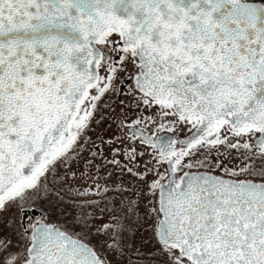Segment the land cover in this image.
I'll use <instances>...</instances> for the list:
<instances>
[{
	"label": "snow or ice",
	"instance_id": "snow-or-ice-1",
	"mask_svg": "<svg viewBox=\"0 0 264 264\" xmlns=\"http://www.w3.org/2000/svg\"><path fill=\"white\" fill-rule=\"evenodd\" d=\"M0 264H264V0H0Z\"/></svg>",
	"mask_w": 264,
	"mask_h": 264
},
{
	"label": "rangeland",
	"instance_id": "rangeland-1",
	"mask_svg": "<svg viewBox=\"0 0 264 264\" xmlns=\"http://www.w3.org/2000/svg\"><path fill=\"white\" fill-rule=\"evenodd\" d=\"M144 239L145 241L147 240V235H146V233H145V231L142 229L141 230V232H140V235H138L137 237H136V242L139 244L140 242H141V239ZM149 246H151V245H149Z\"/></svg>",
	"mask_w": 264,
	"mask_h": 264
}]
</instances>
